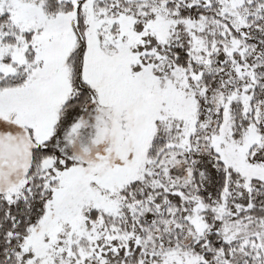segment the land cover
I'll return each instance as SVG.
<instances>
[{
	"label": "snow or ice",
	"instance_id": "1",
	"mask_svg": "<svg viewBox=\"0 0 264 264\" xmlns=\"http://www.w3.org/2000/svg\"><path fill=\"white\" fill-rule=\"evenodd\" d=\"M0 264H264V0H0Z\"/></svg>",
	"mask_w": 264,
	"mask_h": 264
}]
</instances>
